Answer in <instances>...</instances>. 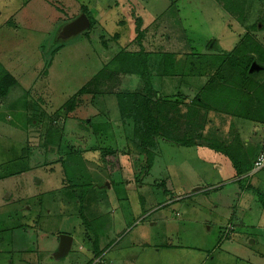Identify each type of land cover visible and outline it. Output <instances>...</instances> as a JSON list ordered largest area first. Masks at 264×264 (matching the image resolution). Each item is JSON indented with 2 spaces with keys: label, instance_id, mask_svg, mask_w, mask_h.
<instances>
[{
  "label": "rangeland",
  "instance_id": "1",
  "mask_svg": "<svg viewBox=\"0 0 264 264\" xmlns=\"http://www.w3.org/2000/svg\"><path fill=\"white\" fill-rule=\"evenodd\" d=\"M82 6L98 24L70 38L45 75L49 40ZM260 19L264 0H0V87L5 79L15 81L0 100V173L28 167L0 176V264H93L104 253L111 264L113 248L123 264H264V167L243 179L222 153L192 161L163 139L142 175L137 155L119 162L106 152L103 159L108 146H127L116 94L142 91L144 82L122 72L92 82L119 48H144L157 65L169 54L176 58L174 76L152 79L160 94H191L202 86L192 96L236 108L240 96L223 84L203 88L223 60L216 47L231 50L256 22L264 42ZM74 97L76 109L63 118V106ZM231 126L227 120L221 127L228 140L238 131L244 143L264 139V123ZM180 129L179 139L191 140L194 131ZM50 131L58 135L49 137ZM217 131L211 128L206 139L213 141ZM72 146L82 150V160L69 153ZM153 217L158 221L150 228ZM133 226L154 230L146 235L154 239L128 248L139 236L124 233L117 245L118 233ZM58 235L74 242L55 258Z\"/></svg>",
  "mask_w": 264,
  "mask_h": 264
},
{
  "label": "trees",
  "instance_id": "2",
  "mask_svg": "<svg viewBox=\"0 0 264 264\" xmlns=\"http://www.w3.org/2000/svg\"><path fill=\"white\" fill-rule=\"evenodd\" d=\"M81 11V13H86L90 19V27L83 31L89 34V31L98 24L96 16L94 17L87 6H82ZM75 18L72 17L68 21L70 22ZM68 21L66 22L68 23ZM259 22L264 27V20L260 19ZM141 26L142 22H140L136 31L138 39H141L144 35V30L139 29ZM260 29L258 22L248 26L242 32L238 43L231 50H222L215 46L226 57L220 61L219 66L216 61L214 62V65L217 66L209 75L208 83L203 88V91L223 84L228 89V94L234 95L235 98L240 96V99L237 98L236 108L229 106L225 109L223 106H211L203 98L198 99L199 93L192 99L191 103L187 102V97H184L181 93L174 95L160 94V91L154 88L152 79L155 75L174 76L176 58L173 55L171 57L169 54L168 59L164 63L157 65L154 63L153 56H151L150 61L148 60V52L144 48L137 51L127 50V47H125L115 51L96 76L92 77V82L100 79L103 74L107 75L105 77H112V75L122 72L139 76L144 82V87L142 91H123L116 94L120 120L124 124V128H126L127 146L125 147L126 150H119L117 144L108 146L110 149L101 153L102 158L104 159L106 152L110 154V157H116L117 160H120V153L121 155H137L142 162L140 171L142 175L144 171L147 173L153 165L159 148L158 140L163 139L177 144L203 146L209 150L222 153L230 160L238 176L243 179L249 177L250 172L255 168L258 156L263 150L264 139L254 145L249 144L252 145L249 147L240 139L238 133L231 141L222 136L211 137L213 141H208L206 139L208 133H205V129L209 123V113L216 115L222 113L232 117L235 120L234 123L237 120L240 123L244 120L264 123V42L255 33V31ZM52 37L49 40V44L53 42V46L49 50L48 57L50 58H46L45 61V75L52 64L53 57L70 40V38L67 40L58 38L57 33ZM103 45L106 46L107 42L103 41ZM169 62H171L170 65ZM254 62L261 68L250 70ZM160 68L163 69L162 72L159 71ZM154 70L156 73H154ZM235 76L237 78L232 81ZM14 82L11 83L7 79L1 82L0 100L7 97L9 89ZM88 83L90 84L91 82ZM73 100H68L63 106H67L65 108L66 114L63 118H66L70 112L76 109L77 100L75 97ZM184 125H187V129L190 131H194L190 138L191 140H188L189 135L184 136V139H179L180 137L177 136V131H183L180 127ZM202 129L203 131L201 132ZM50 133L49 137H52L53 132L50 131ZM257 133L255 132L256 135ZM57 135L55 134L53 137ZM71 150L73 151L69 153L79 154L82 160L83 153L81 149H75L72 146ZM62 160L64 161L65 158L63 157ZM144 160L146 161L145 164H143ZM27 169V166L16 167L15 170L10 168L6 174L0 173V176L8 175L11 171L21 173ZM138 175L137 178L139 179ZM166 191H168L167 187Z\"/></svg>",
  "mask_w": 264,
  "mask_h": 264
},
{
  "label": "crops",
  "instance_id": "3",
  "mask_svg": "<svg viewBox=\"0 0 264 264\" xmlns=\"http://www.w3.org/2000/svg\"><path fill=\"white\" fill-rule=\"evenodd\" d=\"M242 32H244V30L242 31ZM242 34V33H241ZM237 43V42H236ZM225 50H227V49H225ZM210 53H212V52H210ZM214 54H217L216 52H213ZM213 54V55H214ZM222 54V56H223V58H225V56H224V54L223 53H221ZM175 67H176V65H175ZM202 86H200V87H198V88H195V89H192V92L193 93H191V94H183V96L184 97H187V100H189L190 102L189 103H191L192 102V99L194 98V96H192L194 93H196V91H197V89H199V88H201ZM178 93H181V91H178L177 92V94ZM182 94V93H181ZM172 95V94H171ZM193 97V98H192ZM209 115H210V119H209V123L207 124V126H206V132L205 133H208V131H210L211 130V128H216V130H221V131H217L216 133H215V135L217 136H222L223 138H225V139H227L226 137H225V134L227 133V130H225L224 128H221V127H223L224 125H226V122H227V120L229 121V123L230 124H232V126L231 127H233V128H235V129H237L236 128V123H239V125H240V121H236L235 123H234V119L232 118V117H229V116H226V115H223L222 113H220V115H216V114H214V113H209ZM224 119H225V121H224ZM234 120V121H233ZM231 121H233V122H231ZM235 126V127H234ZM229 127H230V125H229ZM239 130V129H238ZM243 130H244V128H243ZM242 130V131H243ZM237 133H240V131H238ZM258 133H259V131H258ZM261 133H262V131H261ZM247 139H249V138H247ZM228 140V139H227ZM228 141H231V140H228ZM258 141H260V140H258ZM257 141V142H258ZM257 142H255V143H253V145L254 144H256ZM175 144H177V143H175ZM245 144L246 145H249V144H252V143H250V139L248 140V141H245ZM178 146H179V152L180 153H185V154H190L191 155V160L192 161H194V160H196V159H201V157H204L205 159H209V158H206L204 155H211L213 152H215V151H213V150H209L208 148H206L205 149V151L204 150H202V149H204V147L203 146H196V145H184V144H177ZM120 149H122L121 147L119 148V150ZM259 152V151H258ZM120 157L121 158H123V157H127V158H129V155H126V154H122L121 155V153H120ZM187 160H188V158L187 157H185V159H184V162H187ZM118 161L119 162H121L122 160H119L118 159ZM124 161V160H123ZM120 165V164H119ZM119 167V166H118ZM220 168H222L221 167V165L219 166V169ZM221 170V169H220ZM254 170V169H253ZM173 185V184H172ZM199 188H197L196 190H198ZM195 190V191H196ZM152 215H154V212H152L151 213ZM150 214V215H151ZM151 224H150V228L152 227V228H154V225L155 224H157V221L158 220H155L154 221V217L151 219ZM140 227H142V226H137L136 228L133 226L130 230H125V232H120V233H118V238L119 239H117V241H115V243L118 245L122 240H124L125 239V237L127 236V235H129L131 232L132 233H134L135 232V234L137 235V236H139V239L137 240V241H135V242H133V243H130L129 245H128V248H132V247H134V248H136V247H140L141 246V244L142 245H144V243L143 242H146V243H148V241L147 240H149L150 241V239L151 240H153L154 239V237L152 238V236H149V238H147V236L146 235H150L151 233H153L154 232V230L151 232V229H146L145 231H142V230H140ZM148 227V228H149ZM127 232H128V234H127ZM124 233H126L125 235H124ZM68 236H70L71 237V235H68ZM125 236V237H124ZM123 237V238H122ZM72 238V237H71ZM61 236H59L58 235V241H59V246H58V249L56 250V252L54 253V257L55 258H60V257H62V256H64L66 253H68L70 250H71V248H72V244H73V242H74V239L72 238L71 240H72V242L70 243L71 244V246H70V249L65 253V254H62V255H60L61 254V251H60V243H61ZM120 249H117V251L115 252L114 251V248H113V252H112V250L108 253V254H110L111 252H112V255H114L115 256V258H116V261L118 262V264H123V260H122V254H121V251H119ZM105 255H106V253H104L101 257H98V258H96V260H95V262L93 263V264H105V261H104V259L103 258H105ZM116 261H114V259H112V263L111 264H115L116 263ZM37 263H39V264H45L44 262H37Z\"/></svg>",
  "mask_w": 264,
  "mask_h": 264
},
{
  "label": "water",
  "instance_id": "4",
  "mask_svg": "<svg viewBox=\"0 0 264 264\" xmlns=\"http://www.w3.org/2000/svg\"><path fill=\"white\" fill-rule=\"evenodd\" d=\"M90 27V19L86 13H81L74 20L66 23L63 28L59 31L58 38L67 40L71 37H74L83 31L87 30ZM261 67L254 62L250 70L260 69ZM60 251L61 254H65L71 246L72 238L68 235H61Z\"/></svg>",
  "mask_w": 264,
  "mask_h": 264
},
{
  "label": "built area",
  "instance_id": "5",
  "mask_svg": "<svg viewBox=\"0 0 264 264\" xmlns=\"http://www.w3.org/2000/svg\"><path fill=\"white\" fill-rule=\"evenodd\" d=\"M264 167V147L263 150L261 152V154L258 156L256 162H255V168L254 170H260Z\"/></svg>",
  "mask_w": 264,
  "mask_h": 264
}]
</instances>
